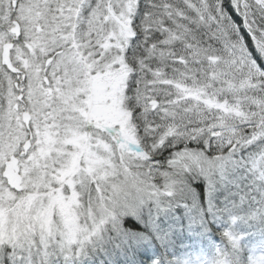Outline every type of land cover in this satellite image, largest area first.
<instances>
[{"label": "snow or ice", "instance_id": "obj_1", "mask_svg": "<svg viewBox=\"0 0 264 264\" xmlns=\"http://www.w3.org/2000/svg\"><path fill=\"white\" fill-rule=\"evenodd\" d=\"M178 208L264 264V0H0V264L167 248Z\"/></svg>", "mask_w": 264, "mask_h": 264}, {"label": "trees", "instance_id": "obj_2", "mask_svg": "<svg viewBox=\"0 0 264 264\" xmlns=\"http://www.w3.org/2000/svg\"><path fill=\"white\" fill-rule=\"evenodd\" d=\"M203 190V184L200 185L199 188H196L195 191L197 194H199ZM178 213L180 211H184L183 208L177 209ZM210 227L207 231V235L210 238L209 240L211 241L210 245L212 247L215 246H221L222 241H221V236L219 235L220 231L223 230V225L219 222L209 220ZM180 228H172L168 234V238L170 240V243L173 244L171 249L162 247L160 244L158 245H153L157 247H153V251L151 252V246L152 244L149 243V245L143 244L139 246V248L136 250L132 246H129L128 249H125L123 251L122 255L121 254H116L110 252L109 255L105 256L103 254L97 253L94 256V258L91 260L90 263L88 264H150L149 262L154 260V259H159L163 257L167 261H171L172 259H177L176 256L179 255L178 253L181 252V249L185 244H183V240L186 238L187 235L191 236L198 235L200 231V227L197 225H193L190 229L188 225L185 223L181 222L180 223ZM194 230L192 232L184 231V230ZM243 230V229H242ZM248 235L245 238L244 243L248 241V238H253L257 234H255L253 229H247ZM200 236V234L198 235ZM208 240V241H209ZM183 244V245H182ZM182 246V248L179 246ZM169 251L172 253L171 255H167L166 251ZM186 250V249H184ZM165 253V254H164ZM148 258H146V257ZM168 256V257H167ZM150 258V259H149ZM83 264V263H82Z\"/></svg>", "mask_w": 264, "mask_h": 264}, {"label": "rangeland", "instance_id": "obj_3", "mask_svg": "<svg viewBox=\"0 0 264 264\" xmlns=\"http://www.w3.org/2000/svg\"><path fill=\"white\" fill-rule=\"evenodd\" d=\"M178 209H180V208H178ZM181 222L185 223L189 227V221H188V217L185 214V211H180L178 213V211L176 209L175 213L172 216H170V217H161V219H160V227L162 229H164V230H168V233H169L172 228H177V229L180 228L179 225H180ZM197 226H199V225H197ZM191 227H189V229ZM189 229L188 230H184V231H188V232L194 231V230H189ZM199 232H200V236L194 235V234H193V236H191L192 234H190V236L189 235L186 236V238L183 240V242H184L183 244H185V245L183 246V248H182L181 245L179 246V248L180 247L182 248L181 252H179L178 253L179 255L176 256L177 259H172L171 260L172 262H181V264H182V262H185V261H192V262L199 261L200 264H202L204 260L208 261V260H211L213 258L214 254L211 255V254L208 253V246L207 245L209 243L208 242V238L209 237H208L207 233L202 232L201 229H200ZM256 238H259V236H257V237L255 236L252 241L247 242L246 248L250 247L251 245H253L258 240V239L254 240ZM143 244L149 245V243H141V244H137V245H132V247L137 250L139 245L141 246ZM153 245H158L159 246V243L152 244L151 252L154 250L153 247H157V246H153ZM172 246H173V244L169 243L167 248L171 249ZM126 249H128V247ZM184 249H186V250H184ZM113 252L116 253V254H121V255L123 253V251L122 252L113 251ZM166 254L167 255H171L172 253H170L167 250ZM245 255H247V252L245 253ZM93 258H94V256H91V257L83 260L82 262L84 264H88V263L91 262V260Z\"/></svg>", "mask_w": 264, "mask_h": 264}]
</instances>
